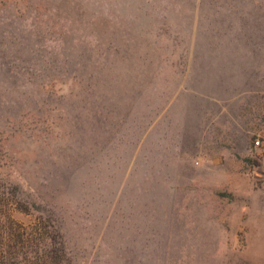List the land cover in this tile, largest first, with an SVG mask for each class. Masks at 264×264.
<instances>
[{"label": "rangeland", "instance_id": "obj_1", "mask_svg": "<svg viewBox=\"0 0 264 264\" xmlns=\"http://www.w3.org/2000/svg\"><path fill=\"white\" fill-rule=\"evenodd\" d=\"M264 0H0V264H264Z\"/></svg>", "mask_w": 264, "mask_h": 264}, {"label": "built area", "instance_id": "obj_2", "mask_svg": "<svg viewBox=\"0 0 264 264\" xmlns=\"http://www.w3.org/2000/svg\"><path fill=\"white\" fill-rule=\"evenodd\" d=\"M263 144H264V141L261 142V141H259V140H256V141L254 142V146H255L256 148L261 147Z\"/></svg>", "mask_w": 264, "mask_h": 264}]
</instances>
